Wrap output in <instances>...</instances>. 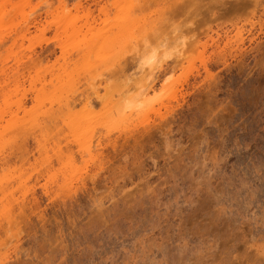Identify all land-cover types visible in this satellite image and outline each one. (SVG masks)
<instances>
[{"label": "rangeland", "instance_id": "1", "mask_svg": "<svg viewBox=\"0 0 264 264\" xmlns=\"http://www.w3.org/2000/svg\"><path fill=\"white\" fill-rule=\"evenodd\" d=\"M215 1L0 0V264H264V0Z\"/></svg>", "mask_w": 264, "mask_h": 264}, {"label": "bare ground", "instance_id": "2", "mask_svg": "<svg viewBox=\"0 0 264 264\" xmlns=\"http://www.w3.org/2000/svg\"><path fill=\"white\" fill-rule=\"evenodd\" d=\"M197 1H198V0H197ZM214 1H215V0H214ZM220 1H221V0H220ZM220 1H219V0H216L214 4H215V5H216V4H221ZM255 3H259V0H255ZM199 4H200V3H199ZM212 4H213V3H212ZM222 4H223V3H222ZM237 4H238V3H237ZM255 5H256V4H255ZM198 6H199V5H198L197 2H196V3H193L191 6H188V7L182 5V6L179 7L177 10H175L176 13H175V12H174V13L177 14V15H178V14L185 15V17H186L187 15H189V14L191 15V13H192V15H194V17H193V18H194L193 21H194L195 18H196V17L198 16V14H199V10L201 9V8L199 9L200 6H199V7H198ZM189 7H191V8H189ZM192 7H195V10H196V11H195V10L193 11ZM188 8H189V9H188ZM191 9H192V10H191ZM237 9H238V8H237ZM237 9H236V10H237ZM190 10H191V12H190ZM236 10H235V11H236ZM192 11H193V12H192ZM227 12H228V11H227ZM200 13H201V11H200ZM224 13H225V12H224ZM192 15H191V17H192ZM211 15H212L211 18L214 17V19H215V18L217 19V18H220V17H221L220 15L216 14L215 12H214L213 14H211ZM223 15H224V14H223ZM199 16H200V15H199ZM219 16H220V17H219ZM199 18H200V17H199ZM196 19H198V18H196ZM190 21H191V20H190ZM205 21H206V20H205ZM201 22H203V21H201ZM193 24H195V22L192 23L191 26H193ZM198 24L200 25V22H199ZM195 26H196V25H195ZM197 29H198V28H197Z\"/></svg>", "mask_w": 264, "mask_h": 264}]
</instances>
